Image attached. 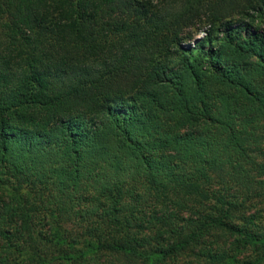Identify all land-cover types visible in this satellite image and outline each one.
<instances>
[{
  "label": "trees",
  "instance_id": "trees-1",
  "mask_svg": "<svg viewBox=\"0 0 264 264\" xmlns=\"http://www.w3.org/2000/svg\"><path fill=\"white\" fill-rule=\"evenodd\" d=\"M263 24L0 0V264H264Z\"/></svg>",
  "mask_w": 264,
  "mask_h": 264
},
{
  "label": "rangeland",
  "instance_id": "rangeland-1",
  "mask_svg": "<svg viewBox=\"0 0 264 264\" xmlns=\"http://www.w3.org/2000/svg\"><path fill=\"white\" fill-rule=\"evenodd\" d=\"M264 25V24H263ZM203 35V32H198V34L196 35V38H199V37H201Z\"/></svg>",
  "mask_w": 264,
  "mask_h": 264
}]
</instances>
